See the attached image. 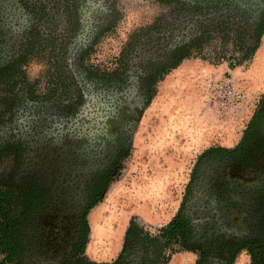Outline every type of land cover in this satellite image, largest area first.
I'll return each instance as SVG.
<instances>
[{
  "label": "flooded vegetation",
  "instance_id": "flooded-vegetation-1",
  "mask_svg": "<svg viewBox=\"0 0 264 264\" xmlns=\"http://www.w3.org/2000/svg\"><path fill=\"white\" fill-rule=\"evenodd\" d=\"M155 1L170 11L139 24L102 68L91 55L116 26L117 0H0V77L48 49L68 101L42 125L0 97V162L13 165L0 186V264H264V97L240 142L197 156L168 222L131 217L115 255L88 253L91 212L135 146L162 77L207 27L245 54L264 26V0Z\"/></svg>",
  "mask_w": 264,
  "mask_h": 264
},
{
  "label": "rangeland",
  "instance_id": "rangeland-1",
  "mask_svg": "<svg viewBox=\"0 0 264 264\" xmlns=\"http://www.w3.org/2000/svg\"><path fill=\"white\" fill-rule=\"evenodd\" d=\"M117 3L120 16L116 26L100 40L91 55L90 63L102 68L116 58L139 24L149 23L156 14L171 9L155 0H117ZM199 48L192 50L190 58L159 81L135 146L109 190L92 210L94 235L88 245L92 258L105 260L115 255L124 226L131 217L141 218L153 228L168 222L179 207L197 156L211 145L240 142L258 110L264 96V35L255 54L243 61V51L232 41V36L220 41L217 32H212L204 36ZM48 60L49 50H40L26 64L16 67L12 75L6 77L1 72L4 76L0 77L3 79L0 97L8 96L13 114L30 110V116L42 125L57 119L68 102H64V94L60 96ZM239 60L242 63L231 68L230 63ZM228 79L244 99L235 100L225 94ZM214 83L217 89L213 88ZM219 100H231L232 108L218 106ZM5 108L0 104V110ZM12 166L6 159L0 162V186L10 183L7 174ZM188 263L173 260L168 264Z\"/></svg>",
  "mask_w": 264,
  "mask_h": 264
},
{
  "label": "trees",
  "instance_id": "trees-1",
  "mask_svg": "<svg viewBox=\"0 0 264 264\" xmlns=\"http://www.w3.org/2000/svg\"><path fill=\"white\" fill-rule=\"evenodd\" d=\"M163 1V0H162ZM214 29V28H213ZM216 29V28H215ZM214 29V30H215ZM213 30V31H214ZM205 33L206 34H210L211 33V29L209 28V27H207L206 28V30H205ZM263 35H264V26L262 27V29L260 30V33H259V35H258V37H257V41H256V43H255V45L252 47V49L250 50V51H248V52H246L243 56H242V58H241V61H243V60H247V59H249V58H251L254 54H255V52L257 51V49L259 48V46H260V42H261V39H262V37H263ZM227 36V34L225 35V36H223L224 38ZM227 38V39H226ZM225 38V40H228V36ZM197 50H199V47H195V51H197ZM180 52L182 51L181 49L179 50ZM192 56V50H189V52L188 53H184L183 54V52H182V54L180 55V57L178 58V60L172 65V69L173 68H177L180 64H181V62L183 61V59H185V58H190ZM240 60L238 61V62H236V63H238V64H231V68H232V66H236V65H240L242 62H241ZM264 97V96H263ZM263 103H264V101H263ZM263 110H264V104H263V109L257 114V117H259L260 119H261V116H262V113H263ZM4 210H5V207H4V201L3 200H1V195H0V214L1 213H3L4 212ZM5 245V244H4ZM4 245H1L0 244V247H4ZM5 264V263H4Z\"/></svg>",
  "mask_w": 264,
  "mask_h": 264
},
{
  "label": "built area",
  "instance_id": "built-area-1",
  "mask_svg": "<svg viewBox=\"0 0 264 264\" xmlns=\"http://www.w3.org/2000/svg\"><path fill=\"white\" fill-rule=\"evenodd\" d=\"M225 94L228 95L230 98L234 97L235 100L236 99H244V96L242 95V93L238 90V88L236 87V85L232 82V80L228 79L225 80ZM213 84V83H211ZM214 89H217V84L214 83ZM217 93V92H216ZM233 106L232 101L230 100L229 102L226 101H218V106H224V108H227L226 106ZM232 108V107H231Z\"/></svg>",
  "mask_w": 264,
  "mask_h": 264
},
{
  "label": "bare ground",
  "instance_id": "bare-ground-1",
  "mask_svg": "<svg viewBox=\"0 0 264 264\" xmlns=\"http://www.w3.org/2000/svg\"><path fill=\"white\" fill-rule=\"evenodd\" d=\"M95 228V227H94ZM92 233H93V235H94V230H92ZM97 238V237H96ZM92 239H94V238H92ZM114 242V241H113ZM116 242V241H115ZM96 243V242H95ZM109 243V242H108ZM115 244V243H114ZM113 245V244H112ZM107 250V249H106ZM108 255V254H107Z\"/></svg>",
  "mask_w": 264,
  "mask_h": 264
}]
</instances>
